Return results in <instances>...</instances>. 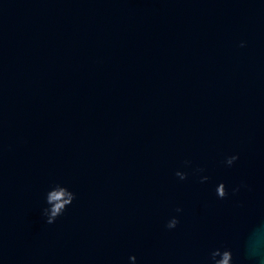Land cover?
I'll use <instances>...</instances> for the list:
<instances>
[{
  "label": "water",
  "instance_id": "95a60500",
  "mask_svg": "<svg viewBox=\"0 0 264 264\" xmlns=\"http://www.w3.org/2000/svg\"><path fill=\"white\" fill-rule=\"evenodd\" d=\"M257 232L264 0H0V264H253Z\"/></svg>",
  "mask_w": 264,
  "mask_h": 264
},
{
  "label": "clouds",
  "instance_id": "9594fccd",
  "mask_svg": "<svg viewBox=\"0 0 264 264\" xmlns=\"http://www.w3.org/2000/svg\"><path fill=\"white\" fill-rule=\"evenodd\" d=\"M243 46L244 45L241 44V47ZM237 159L238 157L233 155L227 157L224 163L226 164V166L231 167ZM175 175L180 180L186 179V174L184 173L176 172ZM206 180L207 177H202L201 182L203 183ZM236 191H238V189H233V193H235ZM227 194L228 193L225 190L224 184H219L216 188L217 197L223 199L226 197ZM74 198V194L63 187H58V190L50 192L46 196V204L49 207L44 209L43 211V215L46 217V223H54L55 220L63 214L66 207L72 203ZM176 212L180 213L182 212V209L177 208ZM178 223V219L176 217H173L167 222L166 228L174 229L178 225ZM247 254L253 264H264V248H262L261 245V238L259 232L253 234L250 243L247 247ZM129 259L134 261L135 257H130ZM231 262L232 254L230 250L221 251L220 249H216L210 253V264H231Z\"/></svg>",
  "mask_w": 264,
  "mask_h": 264
}]
</instances>
